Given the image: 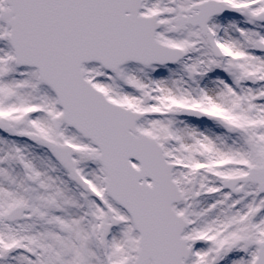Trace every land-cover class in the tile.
<instances>
[{"label": "snow or ice", "instance_id": "6c2138e0", "mask_svg": "<svg viewBox=\"0 0 264 264\" xmlns=\"http://www.w3.org/2000/svg\"><path fill=\"white\" fill-rule=\"evenodd\" d=\"M0 264H264V0H0Z\"/></svg>", "mask_w": 264, "mask_h": 264}]
</instances>
